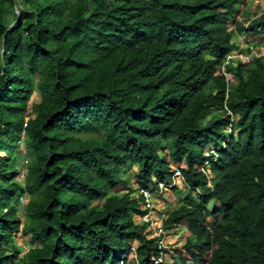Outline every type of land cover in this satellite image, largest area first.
<instances>
[{"label":"trees","instance_id":"1","mask_svg":"<svg viewBox=\"0 0 264 264\" xmlns=\"http://www.w3.org/2000/svg\"><path fill=\"white\" fill-rule=\"evenodd\" d=\"M241 1L0 0V264H120L134 238L149 261L130 217L137 200L115 189L133 167L142 187L167 179L165 150L206 189L194 166L229 117L201 123L223 107L224 25L243 29ZM250 26L264 29V14ZM236 72L227 106L239 133L211 168L221 207L199 196L172 214L201 240L199 264H264V58ZM18 235L31 238L22 258Z\"/></svg>","mask_w":264,"mask_h":264},{"label":"clouds","instance_id":"2","mask_svg":"<svg viewBox=\"0 0 264 264\" xmlns=\"http://www.w3.org/2000/svg\"><path fill=\"white\" fill-rule=\"evenodd\" d=\"M246 0H242L237 4L238 16L237 20L243 19L245 16L247 20L242 24L243 29L239 31L234 20L229 16V19L225 23V33L232 34L229 39V44L232 45V50L226 55L222 64L219 67V75L224 79L225 91L223 96V107L220 111H213L206 119L201 123V127L206 126L213 117H219L223 112L229 117L228 124L221 129V141L218 147L208 146L204 149L203 157L206 160L202 165H195L199 173L205 177L206 189L191 188L187 183L183 170H186V164L180 162H173L169 153L167 156H161L163 160L167 161L169 168V177L163 181H157L153 179V183L149 184L148 187H142L139 185L134 177V187H129L130 175L127 173L129 179L124 186H119L115 189V192L119 194L130 193L132 198L137 200L138 214L130 217L132 223L137 229L138 236L143 238L145 241L151 242L153 251L149 261H146L144 257H141L140 262L138 260V249L143 244L140 243L138 238H134L127 245L126 252L121 259L120 264L123 262L129 263L134 261L136 264H194L196 258L199 256V243L201 240L199 237L190 231V223L184 218H175L172 216L173 213H181L182 209L193 210L195 207L200 206L199 196H209L206 210L211 211L221 207V203L211 194L214 191V180L215 175L211 172L212 165L218 160L219 154L226 150L228 143L238 136L239 130L235 128V124L238 122L239 117L234 115L228 108L227 102L230 96V89L237 85V72L239 66L243 68V78L248 77V72L253 70L256 66V60L264 58V29H252L251 23L258 19L264 14V9L261 13L257 11L248 12L242 4ZM245 13V14H243ZM226 14V13H225ZM240 17V18H239ZM214 25L218 26L215 22ZM219 27V26H218ZM260 34L263 36L262 41H258L253 38L252 35ZM162 155V153H161ZM135 174V173H134ZM119 189H122L119 190ZM128 190H131L128 192ZM183 190V191H182ZM185 191V193H183ZM187 191V192H186ZM169 194V195H168ZM179 195L173 204H170L168 208H164V205L157 206V200H160L161 196ZM212 204L211 209L208 210V205ZM209 222L205 223L208 232L213 227L214 218ZM170 219L173 223H168ZM26 237V236H25ZM30 238V236H29ZM29 239L28 249L32 248ZM212 246V242L208 244ZM212 252L211 250H209ZM24 252V253H25ZM20 252L19 258H22L23 254ZM138 256V257H137ZM207 258V256H206ZM203 260L208 262V260ZM16 264H20L17 262ZM199 264V263H196Z\"/></svg>","mask_w":264,"mask_h":264},{"label":"rangeland","instance_id":"3","mask_svg":"<svg viewBox=\"0 0 264 264\" xmlns=\"http://www.w3.org/2000/svg\"><path fill=\"white\" fill-rule=\"evenodd\" d=\"M242 7L248 12L257 11L260 14L261 10L264 9V0H246V2H244L242 4ZM252 36H253V38H255L258 41H262L263 40V36L260 35V34H256V35H252ZM38 101H39V97H38L37 94H35L31 102L37 103ZM20 150L21 151L18 152V153H20L19 155L20 156H24V157L20 158L21 161L19 163V167H20L21 170H23L24 166H26V164H27L28 159L27 160L25 159V154L22 152L23 151V146L21 147ZM164 155L167 156V151L166 150L163 151V153H162V156H164ZM136 170H137V168L133 167V168H130L128 170V172H127L130 175V179L128 181L130 188L134 187V179L132 178V176L134 175ZM18 180L23 184V176L22 175L18 176ZM119 188H121V187H119ZM119 190L122 191V189H119ZM183 193H185V191ZM176 198H179L178 194H177V196L176 195H172L169 198H168V196H164L163 195V196L160 197V200H157V206H159V207L161 206V209H162L163 205H164V208H168L170 204H173L175 202ZM22 200L24 201V199H22ZM23 203H25V202H23ZM22 207H23L22 203L17 205V209H18L17 212L19 213V215H20V213H21V211L23 209ZM211 207H212V204H209L208 207H207L208 210L211 209ZM20 218L24 219L22 214L20 215ZM210 220L212 222V218H208L206 223H208ZM211 222H209V223H211ZM29 239H30L29 236L24 237V236H20V235H18L15 238L14 243L17 245V247L19 248L21 253H24L28 249L27 246L29 245Z\"/></svg>","mask_w":264,"mask_h":264},{"label":"water","instance_id":"4","mask_svg":"<svg viewBox=\"0 0 264 264\" xmlns=\"http://www.w3.org/2000/svg\"><path fill=\"white\" fill-rule=\"evenodd\" d=\"M17 8H18V7H16V13L18 14V12H17ZM14 24H15V23H14ZM14 24H12L9 28H11Z\"/></svg>","mask_w":264,"mask_h":264}]
</instances>
